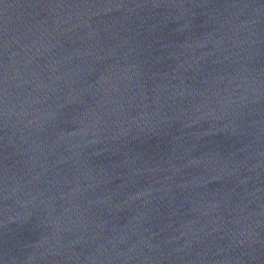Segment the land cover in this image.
<instances>
[{"label": "water", "instance_id": "water-1", "mask_svg": "<svg viewBox=\"0 0 264 264\" xmlns=\"http://www.w3.org/2000/svg\"><path fill=\"white\" fill-rule=\"evenodd\" d=\"M0 264H264V0H0Z\"/></svg>", "mask_w": 264, "mask_h": 264}]
</instances>
